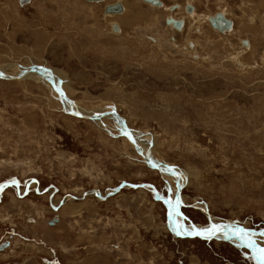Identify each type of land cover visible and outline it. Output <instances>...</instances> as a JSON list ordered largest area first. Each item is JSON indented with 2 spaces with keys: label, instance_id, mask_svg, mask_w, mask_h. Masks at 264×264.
Segmentation results:
<instances>
[{
  "label": "rangeland",
  "instance_id": "374dc122",
  "mask_svg": "<svg viewBox=\"0 0 264 264\" xmlns=\"http://www.w3.org/2000/svg\"><path fill=\"white\" fill-rule=\"evenodd\" d=\"M118 1L153 23L115 17L113 35L102 1L0 0V70L52 71L81 111L106 113L112 133L69 115L45 79L0 77V264H264V237L243 236L261 252L255 261L236 243L174 234L152 192L172 197L176 179L150 168L143 149L177 174L183 203L198 201L185 209L199 230L211 233L213 220L264 232V0H197L196 14L185 0ZM216 12L233 28H213L205 17ZM167 15L186 27H168Z\"/></svg>",
  "mask_w": 264,
  "mask_h": 264
},
{
  "label": "bare ground",
  "instance_id": "6f19581e",
  "mask_svg": "<svg viewBox=\"0 0 264 264\" xmlns=\"http://www.w3.org/2000/svg\"><path fill=\"white\" fill-rule=\"evenodd\" d=\"M32 1L33 0H30L29 2H25V3H20V5L21 6H25V5H27V4H30V3H32ZM122 4V3H121ZM157 6H159V5H157ZM160 6H162V5H160ZM191 12H193V9L192 10H190ZM190 11H188V12H190ZM123 12V8H122V11H119V12H112L113 14L114 13H116V14H120V13H122ZM190 12V13H191ZM105 15H107V13H104ZM105 15H104V17H103V19L104 20H106L107 19V17H105ZM173 18V17H172ZM168 26H172V24L171 23H169V24H167ZM184 27V23H183V26L180 28V29H178V30H181L182 28ZM231 28H233V23H232V27ZM230 28V29H231ZM177 29V28H176ZM230 29H227V30H230ZM115 30H117V29H115ZM225 31V30H224ZM116 32H118V31H116ZM113 35H114V33H113ZM115 37H117L116 35H115ZM115 40V39H114ZM130 40V39H129ZM114 42H116V41H114ZM127 44H129V42H127ZM32 69V68H31ZM25 71V70H24ZM24 71H21L20 73H21V75L20 76H18L19 74H17V76H9L8 74H7V71L6 70H0V77H2V78H4V79H7V80H16V79H32V80H36L37 81V83H41V84H43V85H46V86H48L47 85V83H45V81H43V79H45L48 83H49V81H48V78H49V76H48V74L47 73H45V71L47 72V70L46 69H44V68H42V70H39V68H33L31 71H27L26 73L24 72ZM54 82L56 83L57 82V80L56 79H54ZM50 84V83H49ZM56 86H57V88H58V92L57 91H55L52 87H50V89H51V91H52V93H54V91L56 92V94L61 98V100L63 99V100H66L67 101V96L65 95V93H64V95L63 94H60L59 93V88L60 87H58V85H57V83H56ZM53 89V90H52ZM70 100V99H69ZM63 102V101H62ZM65 102V101H64ZM63 102V103H64ZM71 104H72V108L74 109V110H76L77 112H79L80 114H83V115H87V114H85V112L84 111H81L82 109L81 108H79V107H76V105H75V103L71 100ZM65 111L67 112V110H66V107H65ZM71 114V113H70ZM75 115V114H71L72 116H74V117H77V118H85V119H89V120H96L97 122H100L99 123V125H100V127L102 128V130H104L105 132H107V133H111L110 132V130H109V128L108 127H105L104 125H103V122H101L102 121V117H104V116H106V113H103L104 115H102V116H100V115H97V116H99V117H94V118H88V117H83V116H81V115ZM107 116H110V118H114L115 120H117V121H120V122H122V126H124V128H125V130H126V132H127V135H125V136H130L132 139H130L129 137H128V139H130V141L132 142V143H134V144H137V145H139L140 144V142L137 140V138H138V135L134 132V131H132V130H130L129 129V127L127 126V124H126V122H125V120L123 119V118H121L120 116H119V114H116L115 112H110V113H108L107 114ZM116 121V122H117ZM112 134V133H111ZM115 137V136H114ZM145 147L147 148V146H143V149H144V151H145V155H147L148 157H150L152 160H154L155 162H157L156 160H155V158H154V156H153V154H152V152L151 151H148V150H145ZM140 151V150H139ZM147 151V152H146ZM140 153H141V151H140ZM142 154V153H141ZM158 163V162H157ZM146 164H148L149 165V167L150 168H153L154 170H157V171H160V169L159 168H157V167H154L152 164H150V163H147L146 162ZM160 164V163H159ZM161 168L163 169V171H160V173L161 172H163L162 174L163 175H165V176H167L169 179L172 177V178H175L176 179V190L178 191V194H179V197L177 198V199H179V201H177L178 202V206H179V203L182 201L183 202V197H182V190H183V187L181 186V183H180V181H179V178H178V176H177V174H174V172H172L168 167H163V166H161ZM171 168H173V167H171ZM165 172V173H164ZM171 173L173 174V176L171 175ZM133 187H143V186H139V185H137V186H133ZM178 188L180 189V190H178ZM93 195H94V193H93ZM108 196V195H107ZM87 197V196H86ZM45 198H47V200H48V197H45ZM103 198H106V197H103ZM181 200V201H180ZM34 206V205H33ZM90 207V206H89ZM77 209H79L78 207H71L70 209H68V211H66V212H68L72 217L73 216H75V215H77L78 213H77ZM201 210H203V208H201ZM209 211V210H208ZM208 211H207V213H208ZM204 212V211H203ZM169 214L171 215V217H172V220H173V214H172V212H171V210H169ZM211 218V217H210ZM191 223V222H190ZM173 224H175V227H176V229L177 230H179L178 232H182L181 231V229H180V227L178 226V224H176L174 221H173ZM194 226V228H192V233H186V236H184V237H182V238H193V236H199V235H201V236H205L206 235V238H204L203 237V239H206V240H213V239H217V240H223V241H226V242H233V243H236L237 245H238V242H239V240H238V238L240 239V242H245V240L243 239V236H247V234H249V235H257V236H260V235H258L256 232H253L252 230L251 231H243V230H241L238 226H236V225H234V224H232V223H230V222H226V223H223V224H215L214 223V221L212 220L211 222H210V226H211V233H209V232H202V229L200 228V230L197 228V226L195 225V224H193ZM208 231V230H207ZM203 233H206V234H203ZM207 233H209V234H207ZM256 233V234H255ZM185 234V233H184ZM196 234V235H195ZM226 237V238H220V237ZM200 238H202V237H200ZM247 243H249V244H252L251 242H247ZM239 246V245H238ZM243 247V246H242ZM252 247H253V249L256 251V253L258 254V259L259 260H261V258H260V256H259V253H261V252H257V250H256V248H258V246H257V244H255L254 243V246L252 245ZM246 248V247H245ZM248 249V248H247ZM264 249H262V251H263ZM263 255V254H262ZM49 264V263H48Z\"/></svg>",
  "mask_w": 264,
  "mask_h": 264
},
{
  "label": "water",
  "instance_id": "95a60500",
  "mask_svg": "<svg viewBox=\"0 0 264 264\" xmlns=\"http://www.w3.org/2000/svg\"><path fill=\"white\" fill-rule=\"evenodd\" d=\"M30 0H19V2L20 3H25V2H29ZM89 1V0H88ZM91 1V0H90ZM145 1H148V2H150V3H152V4H154V5H162V1L161 0H145ZM174 6H176V5H174ZM173 6V7H174ZM173 7H171V9L173 8ZM186 10L187 11H190V10H192V6L190 5V4H187V6H186ZM119 11H122V4H121V2H115V3H111V4H108V5H106L105 6V13H108V12H119ZM208 21H209V23H210V25L213 27V28H215V29H217V30H219V31H224V30H227V29H230L231 27H232V21H231V19H229V18H226V17H224V15L221 13V12H216L214 15H212V16H210L209 18H208ZM165 22H166V24H169V23H171L172 25H173V27H175V28H177V29H180L181 27H182V25H183V20L182 19H174V18H172V17H166V19H165ZM113 28L114 29H117L116 28V25L114 24L113 25ZM243 43L245 44L246 43V41H243ZM33 69V68H32ZM31 68L30 69H27V70H25L24 72L26 73L27 71H31L32 70ZM48 71V73L50 74V77L48 78V81H49V83H50V85L52 86V88L55 90V91H57L58 90V88H57V86H56V83L54 82V75H53V73H52V71H50V70H47ZM21 75V73L18 75V76H20ZM58 92V91H57ZM59 93L60 94H63L64 95V93L60 90V88H59ZM59 95V94H58ZM67 103H68V109H67V111H68V113H71V114H75V115H79L80 113L79 112H77L76 110H74L73 108H72V104H71V100H69L68 98H67ZM81 116H83V117H88V118H94V117H99V116H97V115H100V116H102V115H104L103 113H99L98 114V112H91L90 114H88V115H83V114H80ZM122 130H123V133L124 134H126V130H125V128H122ZM127 135V134H126ZM130 139H132L130 136H128ZM144 159H145V161L147 162V163H150V164H152L154 167H157V168H159L160 169V171H163V169L161 168V165L159 164V163H157V162H155L154 160H152L150 157H148L147 155H144ZM122 185L124 184V182H122L121 183ZM122 185H120L119 187H122ZM135 186H137V185H139V186H143V187H146L148 184H144V183H137V184H134ZM178 190H180L179 188H178ZM168 192L169 193H171V190H170V188H169V190H168ZM153 197L154 198H156V199H159V200H161L163 203H164V205H165V207H166V211H169V210H171V212L175 215V216H178L182 221H188V224L192 227V228H194L193 226V223L189 220V218L187 217V216H185L183 213H181V211H180V207L181 206H185V205H187V203H183L181 200V202L179 203V206H178V202L177 201H179V199H177L178 197H179V194H178V191L177 190H175V192H174V195L170 198V197H166V198H164L162 195H160L159 194V192L156 190V189H154L153 190ZM203 211H204V213H206V211H207V209L206 208H203ZM206 215H207V218H208V221H210V215H209V213L207 214L206 213ZM167 216H168V220L170 221V222H173V220H172V217H171V215L168 213L167 214ZM57 222V217L56 216H54V217H52L49 221H48V223L50 224V225H52V224H54V223H56ZM191 222V223H190ZM174 225V229H176V227H175V224H173ZM238 226H239V228L241 229V230H243V231H253V232H256L258 235H260L261 237H264V232L261 230V229H248V228H245V227H242V225H240V224H238ZM179 231V230H178ZM174 233H176L177 235L179 234L180 236H182V237H184V236H186V234H184L183 232H177V230H175L174 231ZM255 233V234H256ZM196 235V234H195ZM198 237H204V238H206V235L205 236H201V235H199ZM238 240H239V242H238V247H241V246H243V247H246V248H248V249H250V251H251V253L256 257V258H258V255H257V253H256V251L253 249V247H252V245L254 246V242L252 243V244H249V243H247V241H245V242H240V239L238 238Z\"/></svg>",
  "mask_w": 264,
  "mask_h": 264
},
{
  "label": "crops",
  "instance_id": "0c3cea01",
  "mask_svg": "<svg viewBox=\"0 0 264 264\" xmlns=\"http://www.w3.org/2000/svg\"><path fill=\"white\" fill-rule=\"evenodd\" d=\"M78 0H42V3H46V7L48 8V7H51L52 9H54V8H65L66 6V3H68V5H72V4H74L75 2H77ZM113 1H118V0H113ZM113 1H110V2H104V7H105V5H107V4H110V3H112ZM171 1H173V3H174V0H171ZM192 1H196V2H198L197 0H187V2L188 3H191ZM93 2H96V1H93ZM119 2H122V4H123V7H124V12L120 15V14H116V15H114V16H107V15H105V17H107V19L105 20V21H107V23H109L110 24V26H109V31H110V33H117V32H114L113 31V25L114 24H117V26L119 27V29L121 30V24L119 23V22H116L115 21V23L113 22L114 20V18L115 17H119L118 18V21H123V18L124 19H126L127 17H129L128 19L129 20H127L128 22L129 21H131V23H133V24H135V17L136 18H145V20H147V22H150V23H153V19H151V21H149L145 16H147L146 14H142V13H140L139 15H137V14H135V13H130L129 14V11L130 10H128V8L126 7V4L123 2V1H119ZM176 3V2H175ZM124 4H125V6H124ZM153 6V5H152ZM179 6V5H178ZM126 7V8H125ZM134 7V6H133ZM155 8V7H154ZM126 9L128 10V11H126ZM193 9V8H192ZM131 12V11H130ZM101 13H102V10H101ZM196 13H197V11H196ZM196 13H194V14H196ZM92 17V19H95L93 16H91ZM104 17V16H103ZM205 18H207V16L205 17ZM132 24V25H133ZM111 27V28H110ZM118 31V30H117ZM121 35H122V33H120ZM97 35V34H96ZM90 38H95L96 36H95V34H91L90 36H89ZM105 39V38H104ZM113 42V41H112ZM250 49V48H249ZM246 50H248V49H246ZM69 115H71V114H69ZM82 194H84L85 193V191L84 192H81ZM156 199V198H155ZM81 210H82V208H81Z\"/></svg>",
  "mask_w": 264,
  "mask_h": 264
},
{
  "label": "flooded vegetation",
  "instance_id": "af4514ba",
  "mask_svg": "<svg viewBox=\"0 0 264 264\" xmlns=\"http://www.w3.org/2000/svg\"><path fill=\"white\" fill-rule=\"evenodd\" d=\"M86 1V0H85ZM90 1V0H89ZM91 1H96V3H98V2H100V1H102V2H107V0H91ZM142 1H145V0H142ZM108 2H110V1H108ZM116 2H118V1H116ZM145 2H148V1H145ZM112 3H115V1H113ZM122 3V2H121ZM148 3H150V2H148ZM111 4V3H110ZM150 4H152V3H150ZM187 4H191V6L193 5V1L191 2V3H188L187 2V0H185V8L184 7H182L181 5H179V6H174V5H171L170 7H173L172 8V10H178V9H182V8H184V11L186 10V6H187ZM108 5V4H107ZM153 5V7L155 6V8L156 7H164V5H163V2H162V6H157V5H154V4H152ZM106 6V5H105ZM104 8V10L102 9V13L104 12L105 13V7H103ZM122 8H123V12H124V7H123V4H122ZM192 8H193V12H191V13H196V8H195V6L193 7L192 6ZM122 12V13H123ZM186 12H188L187 10H186ZM122 13H120V15L122 14ZM107 14H109L110 16H114V15H116V13H112V12H109V13H107ZM166 17H174L175 18V16H173V15H167ZM165 17V18H166ZM210 16H207V19L209 18ZM175 19H181V18H177V16H176V18ZM166 23V22H165ZM183 23H184V27H186V23H185V21L183 20ZM116 25V28H117V30L119 29V27L117 26V24H115ZM167 25V24H166ZM168 26V25H167ZM183 26V25H182ZM168 27H170V28H173V29H175V30H177L175 27H173V25L172 26H168ZM183 27V28H184ZM113 28V27H112ZM182 28V29H183ZM181 29V30H182ZM117 30H115L114 28H113V31L114 32H116ZM231 32V31H230ZM229 32V33H230ZM226 34H228V33H226ZM243 41H246V40H242V43H243ZM249 43V42H248ZM244 44V43H243ZM252 45V44H251ZM42 194H44V193H42ZM48 200H49V197H48ZM162 204L164 205V203L162 202ZM63 208H64V206H62L60 209H59V211H60V213H61V211L63 210ZM184 210L186 211V209L184 208ZM184 213H186V215L190 218V216L187 214V211L186 212H184ZM14 231L15 232H17L15 229H14ZM19 234V233H18ZM15 237V236H14ZM13 237V238H14ZM20 237L22 238V240H24L23 239V237L26 239V237H28V236H23V235H20ZM19 237V238H20ZM29 238V237H28ZM251 254V256L253 257V258H255L254 256H253V254L252 253H250ZM256 261V260H255ZM43 262H44V264H48V262H47V259L45 258V259H43Z\"/></svg>",
  "mask_w": 264,
  "mask_h": 264
}]
</instances>
